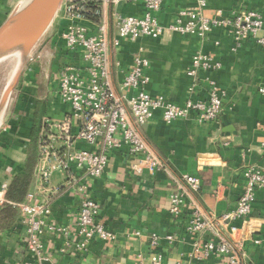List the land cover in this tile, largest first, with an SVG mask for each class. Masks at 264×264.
I'll return each mask as SVG.
<instances>
[{
  "label": "crops",
  "instance_id": "crops-1",
  "mask_svg": "<svg viewBox=\"0 0 264 264\" xmlns=\"http://www.w3.org/2000/svg\"><path fill=\"white\" fill-rule=\"evenodd\" d=\"M24 1L0 0V26ZM207 1L205 14L209 17L218 13L232 17L247 8L258 9L264 14V0ZM193 4L194 0H163L158 12L160 22L170 24L181 8ZM115 10L134 15L144 12L141 3L121 2ZM52 44L54 46L51 41ZM141 46L151 62L147 91L177 104H183L191 94L193 80L187 70L195 52L201 50L214 55L221 62V68L199 71L196 97L207 98L206 79L213 80L226 92L222 112L213 121L200 123L196 115L191 114L188 118L167 123L161 111H156L141 127L144 137L165 164L154 172L145 168L137 170L134 166L139 158L130 153L127 145L109 152L105 173L88 180L87 188L99 203L98 219L114 232V241L95 239L88 250L78 252L75 244L80 240V194L73 188L64 187L59 195L51 198L52 213L47 222L66 228L68 234L45 228L42 242L47 259L43 264H151L158 254L162 255L163 264H225L223 256L195 257L194 247L197 242L216 240L218 233L229 235L220 217L236 207L245 187V168L249 165L264 168V94L259 92L264 84V48L254 40L236 46L232 33L224 27H215L204 38L165 31L158 38L124 41L112 57L113 80L117 88L132 62V53ZM53 53V69L56 70L59 52L54 48ZM56 77L55 73L54 78H47L45 84L37 85L35 94L30 97L34 101L32 109L26 115L14 110L0 129V211L6 201L7 187L24 167L38 99L45 98L48 102L42 124L45 118H60L67 111L58 93ZM77 146L83 147V144ZM184 175L201 179L202 187L195 193V200L197 206L214 220L211 229L195 234L187 230L194 216V207L189 200L183 204L178 216L170 212V196L178 189L177 181ZM65 180L66 175L56 171L50 178V185L61 186ZM29 191L35 192L39 200L43 199L35 172ZM19 218L20 215L12 226H0V264L34 261ZM231 224L238 228L229 236L243 249V264H263L264 192H257L248 216ZM154 235L158 238L156 244L153 243ZM170 235L174 237L172 241L168 239Z\"/></svg>",
  "mask_w": 264,
  "mask_h": 264
},
{
  "label": "built area",
  "instance_id": "built-area-1",
  "mask_svg": "<svg viewBox=\"0 0 264 264\" xmlns=\"http://www.w3.org/2000/svg\"><path fill=\"white\" fill-rule=\"evenodd\" d=\"M121 2L141 3L144 12L142 15L118 12L115 7ZM162 5L163 0H63L50 28H53L51 39L54 38L61 45L56 47L59 52L56 82L67 111L60 118L48 117L43 122L39 160L35 169L43 199L39 200L35 192L29 191L19 204L18 222L23 227L34 261L25 260L20 264H43L47 259L42 242L46 227L68 234L66 228L47 222L52 213L50 200L59 195L64 187L73 188L81 198L78 215L80 240L75 244V249L85 252L95 239L106 242L115 240L114 232L98 219L100 206L88 190L87 181L103 176L109 152L124 145L139 158L134 166L137 170L145 168L154 172L157 168L165 167L141 132V127L153 118L156 111H161L167 123L188 118L191 114H195L200 123L208 122L217 120L222 112L226 92L213 80L206 79L207 98L196 97L199 71L218 70L222 65L214 55L201 50L195 52L192 65L187 70L193 82L191 94L183 104L171 102L162 95L153 96L147 91L151 81V62L142 46L132 53V62L124 71L117 88L113 80L112 57L115 49L124 41L134 42L142 37L158 38L165 31L204 38L215 27H224L232 33L236 46L254 40L264 48V14L258 9H242L232 17H225L222 13L209 17L205 14L208 1L194 0L192 6L179 10L173 22L163 25L158 17ZM259 92L264 94V84ZM79 143L83 147H78ZM56 171L66 175L61 186L50 185V178ZM244 176L245 187L236 207L220 217L229 235L238 230L231 222L248 216L257 192H264L263 167L249 165L244 170ZM177 184L178 189L170 196V212L178 216L183 204L189 200L194 207V216L187 230L195 234L211 229L214 220L197 206L195 200V193L202 187L201 179L184 175ZM229 235L218 233L216 240L197 242L194 256H223L225 264H243V249L230 240ZM173 238L168 236L170 241ZM153 243H158L156 235L153 236ZM151 264H163L162 255L158 254Z\"/></svg>",
  "mask_w": 264,
  "mask_h": 264
},
{
  "label": "water",
  "instance_id": "water-1",
  "mask_svg": "<svg viewBox=\"0 0 264 264\" xmlns=\"http://www.w3.org/2000/svg\"><path fill=\"white\" fill-rule=\"evenodd\" d=\"M63 0H26L0 26V62L20 54V64L0 99V117L34 48L53 24Z\"/></svg>",
  "mask_w": 264,
  "mask_h": 264
},
{
  "label": "rangeland",
  "instance_id": "rangeland-1",
  "mask_svg": "<svg viewBox=\"0 0 264 264\" xmlns=\"http://www.w3.org/2000/svg\"><path fill=\"white\" fill-rule=\"evenodd\" d=\"M52 29L53 28H49L44 34L42 39L34 48L32 56L22 71V77L12 92L0 129L4 127L8 114L14 112V110H20V113H23L22 115H26V112L32 109L34 101L32 102L30 97L35 94L37 85L45 84L49 78H54L56 71H53L55 70L53 69V52L54 48L61 45L60 43H57L58 41H55L54 38L51 39V33L53 32ZM51 41L52 43L54 42V46L53 44L51 46ZM16 64L17 58H15V56L9 57L0 62V99L5 87L12 78V72H14ZM24 77H27V79H24ZM36 78H38V80H36ZM25 93L27 94V97L25 96Z\"/></svg>",
  "mask_w": 264,
  "mask_h": 264
},
{
  "label": "trees",
  "instance_id": "trees-1",
  "mask_svg": "<svg viewBox=\"0 0 264 264\" xmlns=\"http://www.w3.org/2000/svg\"><path fill=\"white\" fill-rule=\"evenodd\" d=\"M48 102L45 98H39L34 113L31 143L27 149V157L24 167L18 173L5 191V203L0 211V226H12L20 215L19 204L25 200L30 189L33 174L39 160V140L43 129V118L47 113Z\"/></svg>",
  "mask_w": 264,
  "mask_h": 264
},
{
  "label": "bare ground",
  "instance_id": "bare-ground-1",
  "mask_svg": "<svg viewBox=\"0 0 264 264\" xmlns=\"http://www.w3.org/2000/svg\"><path fill=\"white\" fill-rule=\"evenodd\" d=\"M15 58H17V64H16V66H15L14 72H12L13 75L15 74V72H16V70H17L19 64H20V54H19V53L16 54V55H15ZM15 63H16V59H15ZM13 75H12V77H13ZM3 116H4V114L0 117V126H1L2 121H3Z\"/></svg>",
  "mask_w": 264,
  "mask_h": 264
}]
</instances>
